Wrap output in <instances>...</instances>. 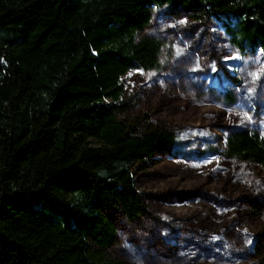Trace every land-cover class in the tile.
Wrapping results in <instances>:
<instances>
[{"label": "trees", "instance_id": "obj_1", "mask_svg": "<svg viewBox=\"0 0 264 264\" xmlns=\"http://www.w3.org/2000/svg\"><path fill=\"white\" fill-rule=\"evenodd\" d=\"M155 8L220 18L241 55L264 53V0H0V264H126L87 241L114 244L105 208L143 215L132 169L174 142L116 116L121 78L159 67ZM221 154L264 167V138L232 131Z\"/></svg>", "mask_w": 264, "mask_h": 264}, {"label": "rangeland", "instance_id": "obj_2", "mask_svg": "<svg viewBox=\"0 0 264 264\" xmlns=\"http://www.w3.org/2000/svg\"><path fill=\"white\" fill-rule=\"evenodd\" d=\"M221 22L153 10L142 35L163 43L159 67L121 78L116 116L174 142L132 169L143 215L129 220L117 206L103 209L115 242L98 249L87 241L89 252L126 264H264V167L221 154L232 131L264 138V53L241 55Z\"/></svg>", "mask_w": 264, "mask_h": 264}, {"label": "snow or ice", "instance_id": "obj_3", "mask_svg": "<svg viewBox=\"0 0 264 264\" xmlns=\"http://www.w3.org/2000/svg\"><path fill=\"white\" fill-rule=\"evenodd\" d=\"M213 70H215V67H213Z\"/></svg>", "mask_w": 264, "mask_h": 264}]
</instances>
